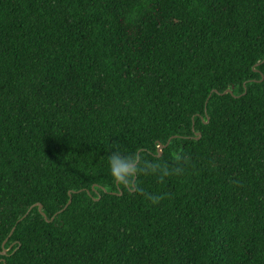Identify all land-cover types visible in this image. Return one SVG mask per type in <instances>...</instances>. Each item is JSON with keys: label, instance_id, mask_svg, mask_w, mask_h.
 Wrapping results in <instances>:
<instances>
[{"label": "trees", "instance_id": "trees-1", "mask_svg": "<svg viewBox=\"0 0 264 264\" xmlns=\"http://www.w3.org/2000/svg\"><path fill=\"white\" fill-rule=\"evenodd\" d=\"M263 60L264 0H0V264H264Z\"/></svg>", "mask_w": 264, "mask_h": 264}, {"label": "clouds", "instance_id": "clouds-1", "mask_svg": "<svg viewBox=\"0 0 264 264\" xmlns=\"http://www.w3.org/2000/svg\"><path fill=\"white\" fill-rule=\"evenodd\" d=\"M137 156L133 154H125L119 147V145H114L113 150L108 155V165L109 172L112 180L125 187H131L133 185V180L136 176L141 173L144 174H159V179H163L170 175H179L183 172V168L180 167L182 163H187V159L183 157L182 153H177L175 156V167H170L167 164L162 165L163 172L161 173L160 164H156V167H152L151 170H146V161L143 165L137 164ZM140 194L149 200L153 204H157L164 198L162 195L150 194L140 190Z\"/></svg>", "mask_w": 264, "mask_h": 264}, {"label": "water", "instance_id": "water-1", "mask_svg": "<svg viewBox=\"0 0 264 264\" xmlns=\"http://www.w3.org/2000/svg\"><path fill=\"white\" fill-rule=\"evenodd\" d=\"M262 63H264V60H263ZM215 92L218 93L217 91H215ZM220 94H222V95H224V94H233V91H232V89H227V90H225L223 93H220ZM196 135H198V137L200 138V134H199V133L196 134ZM169 143H170V141H169L165 146H163V145H161V144L158 145V147H157L158 157L161 156L162 151H163L165 148L168 147ZM70 202H71V201H70ZM38 211L41 212V214L44 216V214L42 213V206H41V205H38ZM45 220H47V219L45 218ZM52 220H53V219H52ZM52 220H51V221H52ZM4 244H5V243H4ZM4 244H3V247H4ZM11 247H12V246H11ZM11 247H10L9 249H4V251H3L1 254H3V255L7 254V252L11 249Z\"/></svg>", "mask_w": 264, "mask_h": 264}]
</instances>
